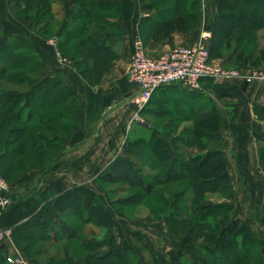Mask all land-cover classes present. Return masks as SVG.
Returning <instances> with one entry per match:
<instances>
[{"label":"trees","instance_id":"1","mask_svg":"<svg viewBox=\"0 0 264 264\" xmlns=\"http://www.w3.org/2000/svg\"><path fill=\"white\" fill-rule=\"evenodd\" d=\"M21 2L28 10L34 9L32 5L41 7L33 23L41 24L47 19L54 20L56 9L53 4L57 3V0H21ZM71 2L74 5H71L67 23L57 35L62 52L75 60L77 74L88 82L91 77L93 78L90 82L94 89L84 107L80 92L62 74L52 78L38 76L36 81V73L46 69L47 63L29 40L19 35H12L6 39L0 36V64H3L0 68V111L7 114L0 116V173L9 184L15 183L29 171L36 169L46 171L51 168L62 153L65 140L73 138L81 128L82 113L92 121L100 118L103 103L99 84L110 70L113 61L118 58V53L110 42L121 35L120 25L114 19L122 11V4L120 0H71ZM216 5L217 11L211 21L209 42L211 59L219 57L223 48H231L235 40L236 45L231 51V56L223 61L224 65L248 60V56L256 60V53L253 50L248 52V47L254 38L250 36L264 28V0H217ZM144 8L152 13L151 19L155 27L149 33V38L154 41L169 37L174 32H190L198 27L203 17V0H144ZM247 8H253L252 13L246 12ZM40 31L39 36L55 30L48 22L40 28ZM140 39L147 48L148 40L145 35H140ZM243 40L245 45L241 44ZM261 56L264 58V55ZM25 79L27 83H31L30 90L18 93L15 88L4 89V84L21 85ZM179 88L182 92L189 91ZM192 93L197 94V92ZM155 95L156 92L147 107L139 113L140 116L169 115L172 120L162 126L166 129L171 128L170 130L177 129L178 123L192 121L193 126L184 129L183 133L187 136L178 140L190 150L197 149V152H189L187 161L179 160L177 155L176 157L172 155V152H178L182 148L175 138L170 139L163 130L156 132L154 129L142 128L140 135L133 139L129 138L124 145L128 157L115 158L98 180L124 181L128 184V188H137L136 194L119 201L130 204L143 202L144 199L154 196L157 194L156 187L167 185L170 182L168 180L188 179L193 189L191 201H202L200 197L207 191H219L228 199L227 203H199L196 209L200 214L199 217L217 215L223 207L234 211L235 191L228 170V160L223 150L221 129L224 120L219 110L212 102L205 99H202V102L187 99L184 104L180 94L177 97L171 94L160 100L154 98ZM158 108H164V111ZM186 108L188 112L185 111ZM257 111L262 113L264 108ZM210 126L212 129L209 130ZM65 128H68L67 132ZM25 135H28L27 139ZM36 139L43 141L38 145ZM52 139L54 143H51ZM262 165L264 170V161ZM147 167L155 171L163 167L165 174L148 175L144 170ZM13 178L16 179L9 181ZM110 204L117 208L118 204L115 201H111ZM72 205L82 207L84 216L80 218L86 223L95 220L101 227L109 225L108 215L98 194L83 186H77L59 195L53 202L44 203L34 215L12 229V238L17 249L30 261L38 263L41 250L35 248L37 244L39 247L44 242L58 243L62 239L71 241L77 237V233L68 223H64L66 227L61 232L54 227L65 222L61 213L66 211V215L69 214L67 206ZM179 210L181 205L178 200L174 208L166 210L164 215L159 214L155 218L165 219L170 228L188 224V219L184 218ZM116 211L121 214L118 209ZM201 222H205V219ZM52 226L53 230L50 229ZM227 227H234L238 231L234 232L233 236L232 232L235 229L230 231L231 235L228 228L223 229L221 234L228 235L226 242L228 241L229 244L223 243L220 235L215 240L213 248L193 245L191 240L195 238V234L188 235L190 242L184 244L198 253V264H247L251 259H256L258 264H264L263 246L260 245L263 241H259L248 226L241 224L238 217L233 216L227 222ZM239 232L245 235L240 236ZM137 240L140 242L142 237L139 235ZM229 245L234 248L236 254L228 255L224 260L222 250ZM104 246H108L109 250L102 253L91 251ZM83 247L90 252L86 264H126L131 254H134L132 246L125 250L120 248L114 235H106L91 248L86 244ZM257 247L260 249L255 256L253 251ZM33 250L34 252L31 253ZM147 250L151 254L153 264H163L152 248L148 247ZM7 255L10 254L0 250V264H8ZM57 258L51 256L43 264H63V258L60 261H57ZM168 264L191 263L188 262L182 248L172 247L168 250Z\"/></svg>","mask_w":264,"mask_h":264},{"label":"rangeland","instance_id":"2","mask_svg":"<svg viewBox=\"0 0 264 264\" xmlns=\"http://www.w3.org/2000/svg\"><path fill=\"white\" fill-rule=\"evenodd\" d=\"M21 3V0H0V36L4 37L3 39H6V37L12 35H18V33L22 35H26L27 32L35 33L42 39L40 43L48 45L49 49L53 52V56L57 60L56 64L58 68L62 67L63 69H69L68 73L71 74L75 71L77 72L75 60L69 55L64 54L60 49L59 35H57L61 23L63 22L62 11L64 9V6L68 4L74 5V3L72 4L71 0H57V3L53 4L54 9H56L54 20L51 21L47 19L46 22H43L41 24L33 23L34 19L37 18L41 7L32 5L34 6V9L28 10L27 6H22ZM251 9L253 8H247L245 10L246 12L252 13ZM48 22L51 23L55 31H51V33L49 34L39 36L38 33H41L40 28ZM250 37L254 38L250 46L248 47V52L253 50L256 53V60H253L251 56H248V60H244L242 62L238 61V63L236 62L237 64L230 63L228 65H224L223 61L231 56V51H233L236 45V41L234 40V42H232L231 48H223L222 54L219 57L213 59L214 62L220 63L227 69H243L248 71L258 70L264 73V58H262L261 56L264 55V28L257 31V33L251 35ZM241 44L245 45V41H241ZM41 47L45 48L43 46ZM2 67L3 64H0V68ZM14 73L16 72L14 71ZM18 73L22 72L18 71ZM43 73L44 69L36 73V81L38 80V76H43ZM84 81L87 83L86 87L88 86V88H92V77L89 79V82L85 79ZM27 82L28 81H26L25 79L21 85L4 84L3 86L4 89L15 88L16 92L18 91V93H23L27 90H30L32 87L30 86L31 83ZM83 95L85 96V93ZM154 98H156V95L154 96ZM169 106L171 107V104H169ZM164 108H166V106ZM164 108L158 109L164 111ZM2 114H4L5 116L7 115L6 112L0 111V116ZM257 115L262 123H259V125L257 126L258 128H254L252 130L250 128L249 132L252 134L255 132L254 134H258L262 139H264V112L257 113ZM139 117H141V121L135 117L137 120L135 122H138L137 126L147 127L145 129L148 130L154 129V131L156 130V132H158V130H163L169 135L170 139H176L177 144L181 145L182 148H180L178 152H172V155L175 157L177 155L179 160L184 159L187 161L189 152H197V149L192 148V150H190L182 142H180V140H178L181 137L187 136L183 132L185 131L184 129L193 126L192 121L178 123L179 127L177 129L170 130L171 128L166 129L162 126L165 123H170V121L172 120L171 116L169 115L157 116L155 114H148L147 116L139 115ZM85 119L86 118L84 115L83 122L87 121ZM88 126H90L89 123ZM80 127H83V124H81ZM210 127L211 128H209V130L212 129V126ZM32 130L33 128L29 130V133ZM168 130H170V132H168ZM67 131L68 128H65V132ZM137 131L138 132H136V135L138 136L141 133L140 130ZM137 136H133V134L131 133L129 138L133 139ZM14 137L16 136L14 135ZM27 137L28 135H25L26 139ZM42 141L43 140L41 139H36V143L38 145ZM171 141L172 140H170V144H172ZM51 143H54L53 139L51 140ZM258 154L259 160L257 162L237 161L230 163L232 172L230 178L233 184V188L234 185L237 187V191L236 189L234 190L235 198L233 200L235 209L234 211H230L224 209L223 207L217 215L211 216L204 215V217H199L200 214L196 210L197 206H199V203H227L228 199L225 198L224 194L220 193L219 191H207L205 193H202V196L200 197L202 201L200 200V202H193L191 201L193 197L192 183L188 179L168 180L170 182H168L167 185L156 187L155 190L157 194H155L154 196L144 199L143 202H131L130 204H123V202L121 203L119 201L123 198L129 197L130 195L136 194L138 191L137 188H128V184L124 181L115 182L103 181L102 179H100V181L98 180L97 183L99 187L98 191L100 194V196H98L104 204L106 213H109V225L107 227H101L100 225L96 224L95 220H90L88 223H86V221H83V219L80 218L82 215L84 216V212L81 206H67V211L69 212V214L66 215V211H64L65 213H61L62 219L65 222L54 227L61 232L66 227L64 223H68L77 233V237H75L71 241L62 239L61 242L58 243L44 242V244H40L39 247L37 244L35 248H39L41 250V253L38 256L39 262H32L35 264H43L51 256H57V261H60V259L63 258V264H86L90 256V252L88 250H85L83 246H85L86 244V246L88 245V247L91 248L99 239L104 238L106 235H114L117 239V245L120 248L125 250L127 249V247L132 246L134 250V254H131L126 264H153L150 258L151 254L147 250L148 247L154 250L163 264H168V250L172 247L182 248L186 253L188 262L191 264H198V253H196L194 249L189 248L184 244V242H190V240L188 239V235L190 233L193 235L195 234V238L191 241L192 244L197 247H202V245H204L213 248L215 246V240H217L220 235L222 242L225 244H229L228 241L226 242V240H228V235H226V233L221 234V232L225 228H228L227 230L229 232L235 229V231L232 232L233 236L235 235L234 232L236 233V231L238 230H236V228L234 227H227V222L230 221L233 216L238 217L241 224L248 226L251 231L254 232L259 241H263L260 243V245L263 246L262 250L264 252V197L262 194V192H264V180L261 179L264 173L262 165L264 161V144L262 142L259 143ZM148 155H150V152ZM152 158L154 159V157ZM246 169L250 173V175L248 174V176H244V171ZM144 170L148 175L155 173L158 175L165 174L163 167H161L158 171L152 170L148 167ZM0 176H2L8 182V180L1 173ZM15 179L16 178H13L9 181H14ZM9 185L11 187V184ZM109 191H111L112 193ZM178 200L181 205V210H179V212L181 213V215H183L184 218L188 219V224L170 228L168 222L165 219L155 218L159 214L164 215V213H166L168 209L174 208ZM111 201H115L118 204L116 209H118L119 213H121L122 215H119L117 213L116 209L110 204ZM167 201L169 202L165 203ZM203 214L204 213L202 212V215ZM203 219H205V222H201V220ZM54 227L52 226L50 229L53 230ZM139 235L142 237V240L140 242L137 240ZM239 235L241 236L245 234L239 232ZM259 249L260 248L257 247L253 251V254L255 256L259 253ZM91 251H94V253H102L104 250L102 251V248H98L96 250L91 249ZM217 251L219 250L217 249ZM19 252L27 260H30L23 252H21L20 250ZM33 252L34 250L31 253ZM222 253L224 254V260L228 258V255L236 254L234 248L231 245L227 246L225 250H222ZM247 264H258V261L256 259H251Z\"/></svg>","mask_w":264,"mask_h":264},{"label":"crops","instance_id":"3","mask_svg":"<svg viewBox=\"0 0 264 264\" xmlns=\"http://www.w3.org/2000/svg\"><path fill=\"white\" fill-rule=\"evenodd\" d=\"M120 2L122 11L114 20L120 25L121 35L110 42L118 53V58L113 61L110 70L99 84L103 103L100 118L92 121L82 113L83 127L73 138L65 140L63 151L51 168L46 171L33 170L11 184L12 204L0 211V231L14 229L17 224L34 215L44 203L53 202L59 195L74 187L83 186L100 196L98 178L115 158L128 157L124 145L131 133L137 136V130L147 128L137 126L136 107L131 101L138 90L137 85L128 79L134 39L144 34L148 40V51L153 55L166 52L177 45L194 44L203 31H211V21L217 11V0H203V17L196 29L190 32H174L169 37L154 41L149 38V33L154 30L155 23L151 19L152 13L144 8V0H120ZM70 10L69 4L64 6L63 11L61 9L63 22L59 32L66 25ZM18 35L29 40L41 58L46 61L47 68L44 69L43 77L52 78L58 74L65 76L80 92L84 107L94 88L86 87L87 83L76 71L71 74L68 73L69 69L58 68L53 52L48 45L40 43L42 39L35 33L27 32L26 35L18 33ZM179 87L176 85L162 87L156 91V97L160 100L171 94H175L176 97L180 94L182 98L180 96L178 98L184 104L187 99H193L192 101L195 102L198 100L202 102V99H205L215 105L224 120L221 129L223 150L229 163L230 176L231 162L259 160L258 146L260 142L264 144V139L254 134L255 132L250 133L249 130L258 128L259 123H262L258 118L257 109L260 111L264 108V77L256 78L252 82H247L241 77L204 79L200 83V88L192 91L197 92L198 95L190 90L182 92ZM84 115L86 122H83ZM248 174L250 175L246 169L244 176ZM261 179L264 180V173ZM235 189L237 191L234 185ZM262 194L264 197V192ZM107 215L109 217V213ZM0 250L7 254L19 252L12 233L0 241ZM108 250V247H102L103 252Z\"/></svg>","mask_w":264,"mask_h":264},{"label":"built area","instance_id":"4","mask_svg":"<svg viewBox=\"0 0 264 264\" xmlns=\"http://www.w3.org/2000/svg\"><path fill=\"white\" fill-rule=\"evenodd\" d=\"M210 39L211 31H203L194 44L177 45L156 55L148 52L140 37L134 39L128 79L138 87L131 100L136 107V118L141 121L139 113L147 107L153 94L162 87L176 85L195 91L200 88L204 79L241 77L247 82H252L256 78L264 77V73L258 70L227 69L214 62L210 57ZM11 202V187L0 176V211L8 208ZM11 233V228L0 231V241ZM6 261L8 264H35L20 252L7 255Z\"/></svg>","mask_w":264,"mask_h":264},{"label":"bare ground","instance_id":"5","mask_svg":"<svg viewBox=\"0 0 264 264\" xmlns=\"http://www.w3.org/2000/svg\"><path fill=\"white\" fill-rule=\"evenodd\" d=\"M250 164V163H249Z\"/></svg>","mask_w":264,"mask_h":264}]
</instances>
